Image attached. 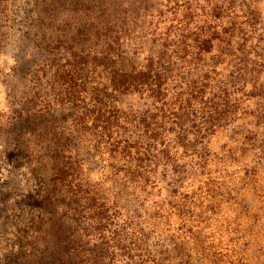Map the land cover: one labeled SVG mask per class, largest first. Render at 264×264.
I'll use <instances>...</instances> for the list:
<instances>
[{
	"label": "trees",
	"instance_id": "trees-1",
	"mask_svg": "<svg viewBox=\"0 0 264 264\" xmlns=\"http://www.w3.org/2000/svg\"><path fill=\"white\" fill-rule=\"evenodd\" d=\"M112 3L86 122L116 168L101 245L111 263L249 264L212 222L264 172V0Z\"/></svg>",
	"mask_w": 264,
	"mask_h": 264
},
{
	"label": "rangeland",
	"instance_id": "rangeland-1",
	"mask_svg": "<svg viewBox=\"0 0 264 264\" xmlns=\"http://www.w3.org/2000/svg\"><path fill=\"white\" fill-rule=\"evenodd\" d=\"M102 2L0 0V264H121L100 239L116 212L115 161L87 141L101 12L117 3ZM214 208L234 256L264 264V172Z\"/></svg>",
	"mask_w": 264,
	"mask_h": 264
}]
</instances>
